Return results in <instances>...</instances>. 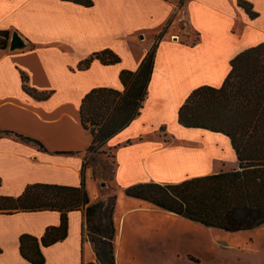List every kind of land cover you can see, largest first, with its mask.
<instances>
[{"label":"crops","instance_id":"0c3cea01","mask_svg":"<svg viewBox=\"0 0 264 264\" xmlns=\"http://www.w3.org/2000/svg\"><path fill=\"white\" fill-rule=\"evenodd\" d=\"M90 1L86 6L71 0H0V30L9 36L17 32L26 44L22 49H0V131L42 145L0 135V196L16 197L33 183L80 184L91 142L79 120L82 98L98 87L123 91L120 71H135L159 34L142 107L105 144L113 150L109 191L121 200L124 188L135 183H178L237 169L228 137L185 128L178 124L177 113L192 90L219 87L238 53L264 43V0H249L258 14L253 19L237 0H184L182 5L179 0ZM104 49L119 61L104 65L93 59L86 69H78L82 60ZM21 74L44 98L22 89ZM101 183L85 169L87 192L92 184L98 190L89 202L103 196ZM124 198L135 201L123 199L128 206L119 222L133 212H168L141 199ZM83 222V210L68 212L67 234L41 248L42 264L95 261L91 243L82 240ZM58 224L56 211L0 213V264H28L19 253V236L39 238L46 227ZM117 236L118 229V264Z\"/></svg>","mask_w":264,"mask_h":264},{"label":"trees","instance_id":"16d2710c","mask_svg":"<svg viewBox=\"0 0 264 264\" xmlns=\"http://www.w3.org/2000/svg\"><path fill=\"white\" fill-rule=\"evenodd\" d=\"M89 6L90 0H71ZM184 0H179L182 5ZM250 19L257 17L249 0H237ZM162 33V32H161ZM135 71L122 70L119 80L123 91L107 87L93 88L82 98L79 120L91 142L86 150L95 151L127 127L139 113L151 78L157 39ZM9 32L0 30V49L8 45ZM114 64L119 57L109 49L92 53L78 64L86 69L91 60ZM22 89L35 98H44L26 84ZM177 122L185 128H200L228 137L238 168L192 177L178 183L141 182L124 188L129 197L149 202L178 216L207 227L241 231L264 224V43L249 47L230 61V69L219 87L201 86L191 91L177 113ZM0 135L42 145L35 139L11 131ZM84 160L78 186L49 183L27 185L16 196H0V213L49 210L59 213V224L45 228L41 237L19 236V253L28 264H42L41 248L65 238L67 214L83 210L82 240L93 247L95 261L83 264H117L113 220L116 194L89 202L85 189ZM113 168L111 172V179ZM93 177L95 173L93 171Z\"/></svg>","mask_w":264,"mask_h":264},{"label":"rangeland","instance_id":"374dc122","mask_svg":"<svg viewBox=\"0 0 264 264\" xmlns=\"http://www.w3.org/2000/svg\"><path fill=\"white\" fill-rule=\"evenodd\" d=\"M105 144L85 154L86 168L92 177L94 171L97 182L104 183L100 188L105 192L99 199L113 192L109 191L113 189L109 188L113 150ZM87 193L93 201L98 193L95 184L89 185ZM124 195L123 191L121 200L116 197L114 217L118 229V264H264V224L230 232L159 210L133 212L119 222V214L128 206L123 199H131Z\"/></svg>","mask_w":264,"mask_h":264},{"label":"water","instance_id":"95a60500","mask_svg":"<svg viewBox=\"0 0 264 264\" xmlns=\"http://www.w3.org/2000/svg\"><path fill=\"white\" fill-rule=\"evenodd\" d=\"M25 41L21 38V36L13 31L11 33V35L9 36V40H8V49L9 50H15V49H22L25 47ZM101 185H104V183L102 182Z\"/></svg>","mask_w":264,"mask_h":264}]
</instances>
